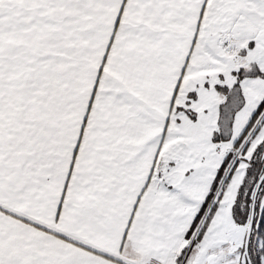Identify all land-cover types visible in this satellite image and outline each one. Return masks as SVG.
Segmentation results:
<instances>
[{"label":"snow or ice","instance_id":"obj_1","mask_svg":"<svg viewBox=\"0 0 264 264\" xmlns=\"http://www.w3.org/2000/svg\"><path fill=\"white\" fill-rule=\"evenodd\" d=\"M0 264H264V0H0Z\"/></svg>","mask_w":264,"mask_h":264}]
</instances>
